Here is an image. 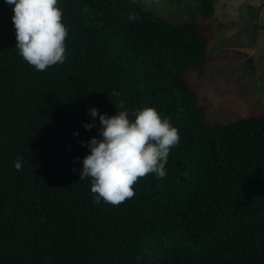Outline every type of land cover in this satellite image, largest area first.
Listing matches in <instances>:
<instances>
[{"label":"trees","instance_id":"1","mask_svg":"<svg viewBox=\"0 0 264 264\" xmlns=\"http://www.w3.org/2000/svg\"><path fill=\"white\" fill-rule=\"evenodd\" d=\"M216 4L174 21L139 0H58L66 60L37 71L0 0V264H264V115L214 123L188 78ZM121 103L155 108L180 142L165 178L96 204L80 180L81 142L100 127L89 109L111 117Z\"/></svg>","mask_w":264,"mask_h":264},{"label":"clouds","instance_id":"2","mask_svg":"<svg viewBox=\"0 0 264 264\" xmlns=\"http://www.w3.org/2000/svg\"><path fill=\"white\" fill-rule=\"evenodd\" d=\"M12 6L19 55L37 71H44L66 60L67 25L58 0H5ZM134 20L133 15L129 16ZM118 113L109 117L95 107L89 115L99 119L98 137L82 146L89 153L82 161L81 179H90L94 202L119 205L134 196L133 186L139 178L155 174L167 176L166 165L172 148L180 136L169 118L162 117L153 107H139L131 113L121 103ZM91 131L95 123H86ZM79 136V133H74ZM21 159L15 162L22 169ZM79 161V158H77Z\"/></svg>","mask_w":264,"mask_h":264},{"label":"rangeland","instance_id":"3","mask_svg":"<svg viewBox=\"0 0 264 264\" xmlns=\"http://www.w3.org/2000/svg\"><path fill=\"white\" fill-rule=\"evenodd\" d=\"M171 20L197 0H139ZM179 4V6H178ZM204 60L188 78L212 122L264 115V0H217Z\"/></svg>","mask_w":264,"mask_h":264}]
</instances>
